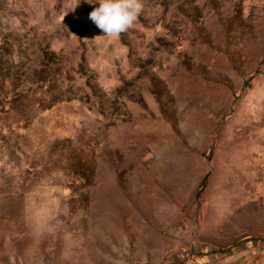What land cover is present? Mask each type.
<instances>
[{
  "label": "rangeland",
  "instance_id": "obj_1",
  "mask_svg": "<svg viewBox=\"0 0 264 264\" xmlns=\"http://www.w3.org/2000/svg\"><path fill=\"white\" fill-rule=\"evenodd\" d=\"M140 2L0 0V264H264V0Z\"/></svg>",
  "mask_w": 264,
  "mask_h": 264
},
{
  "label": "clouds",
  "instance_id": "obj_2",
  "mask_svg": "<svg viewBox=\"0 0 264 264\" xmlns=\"http://www.w3.org/2000/svg\"><path fill=\"white\" fill-rule=\"evenodd\" d=\"M98 5L88 13V19L102 34L118 36L130 28L139 16L140 0H95Z\"/></svg>",
  "mask_w": 264,
  "mask_h": 264
},
{
  "label": "trees",
  "instance_id": "obj_3",
  "mask_svg": "<svg viewBox=\"0 0 264 264\" xmlns=\"http://www.w3.org/2000/svg\"><path fill=\"white\" fill-rule=\"evenodd\" d=\"M206 176H204L200 182V187L203 185V181L205 180Z\"/></svg>",
  "mask_w": 264,
  "mask_h": 264
}]
</instances>
